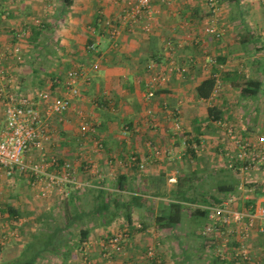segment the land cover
Masks as SVG:
<instances>
[{"label": "crops", "instance_id": "1", "mask_svg": "<svg viewBox=\"0 0 264 264\" xmlns=\"http://www.w3.org/2000/svg\"><path fill=\"white\" fill-rule=\"evenodd\" d=\"M130 1L0 0V91L22 89L37 97L48 89L66 95L54 78H63L75 66L85 70L81 95L72 98L67 111L48 119L51 134L45 153L57 157L60 165L70 164L87 185H67L66 196L59 191L42 196L30 173L9 175L0 167V218L15 220L12 232L15 241L21 239V248L40 226L37 220L30 235L22 233L26 209L35 220L43 214L61 221L68 214L78 216L77 230L62 232L68 238L75 232L72 243L81 227L89 230L86 240L71 245L67 258L48 253L38 264H154L147 253L152 246L165 264H192L183 242L187 204L197 205L192 215L204 218L201 235L207 207L227 195L201 191L197 197L194 191L209 176L206 168L217 167L216 160L227 167L224 150L234 146L221 122L242 136L264 134V0H218L215 6L207 0H153V14L144 21L118 22ZM213 17L224 30L221 37L206 29ZM145 21L151 30L144 29ZM172 60L186 70L168 72L155 95L147 96L145 81L152 73L148 65L155 62L165 71ZM210 77L214 86L220 82L219 91L200 97L197 88ZM247 80L258 82L257 94L241 92ZM4 120L0 103V130ZM83 121L92 126L85 133L80 129ZM31 159H41L40 153L34 151ZM186 190L192 199L179 196ZM175 200L183 203L182 220L160 225L157 217ZM121 230L127 233L122 252L104 256L108 236ZM7 235L0 227V249L12 243ZM201 237L214 261L224 264L214 243ZM173 241L177 252L170 247ZM256 241L264 249L254 231L249 243L257 255L263 252L253 246ZM232 244L239 240L233 237ZM233 252L229 249L227 255Z\"/></svg>", "mask_w": 264, "mask_h": 264}, {"label": "built area", "instance_id": "2", "mask_svg": "<svg viewBox=\"0 0 264 264\" xmlns=\"http://www.w3.org/2000/svg\"><path fill=\"white\" fill-rule=\"evenodd\" d=\"M217 1L207 0L212 6H215ZM153 9V0H132L120 14L118 22L125 24L142 22L153 14ZM216 22L213 17L206 29L221 37L224 30L217 27ZM143 27L147 31L151 30L149 22L145 21ZM167 45L172 47L173 42L168 40ZM94 46V43L89 45L91 49ZM212 60L210 58V61ZM148 68L152 71L145 81V91L149 97H153L158 87L168 80V72L186 70L185 67L175 64L174 60L165 71L158 69L155 62H151ZM84 71L83 66H75L70 68L63 78L58 76L54 78L56 84L65 87L66 95H59L48 89L40 91L37 97L29 95L22 89L5 93L0 91V103L3 105L5 118L4 126L0 130V167L5 168L9 175L15 171L30 173L32 184L38 188L42 196H48L54 191L66 196L69 194L67 185L71 184L76 188L87 185L76 177L70 164L60 165L57 157L48 158L45 153V145L51 134L48 119L54 114L67 111L72 105V98L81 95L80 81ZM219 87L220 82H217L212 95L218 93ZM221 124L225 126V133L234 146L232 149L224 150L227 167L240 179L238 188L244 191L243 197L248 203L243 207L236 206L237 198L234 192H228L221 200L213 201L207 207V221L200 233L214 243L217 256L222 261L226 260L224 264H228L230 260L232 261L230 264H264L262 254H254L249 243L254 231H257L264 241V183H259L257 179V174L264 170V134H259L255 138L242 136L227 123ZM91 127L87 121L80 123V129L84 133ZM180 127L181 121L176 118L175 128ZM126 128L129 129L128 126ZM34 151L40 153L41 159H31ZM156 156L160 157L161 152L156 151ZM132 159L137 160V156H132ZM53 166H57L55 171L50 169ZM12 234L15 235V231ZM126 237L125 230L109 235L107 239L109 250L104 256L111 257L113 252H122ZM233 237L239 240L237 246L232 244ZM229 249L234 250L232 256L227 255ZM147 253L151 260H156L154 264H165L157 257L154 246L149 247Z\"/></svg>", "mask_w": 264, "mask_h": 264}, {"label": "trees", "instance_id": "3", "mask_svg": "<svg viewBox=\"0 0 264 264\" xmlns=\"http://www.w3.org/2000/svg\"><path fill=\"white\" fill-rule=\"evenodd\" d=\"M257 83L258 82L255 80H247L246 84L242 87L241 92L245 95L257 94L259 91V84ZM214 84L215 79L213 77L205 79L197 88L198 95L203 98H209ZM235 187V183L231 182H222L219 184L220 191H223L224 193L234 192ZM186 192L187 190L180 192L179 196L182 200L192 199V197H188L186 195ZM216 201L219 200L216 199ZM98 208L101 209L100 207ZM182 209L183 203L181 201H172L170 203V210L159 215L157 217V221L160 225L174 226L182 220ZM205 211L206 210L203 209L201 210L202 213H205ZM195 214L197 213L195 212ZM78 218L79 217L76 215L68 214L67 217L61 221L53 214L41 215L38 217V222L40 223L39 228L35 233H32L31 239L28 240L21 248L20 254L17 257L4 261L0 264H38L39 259H42L48 253L53 254L54 256L67 258L70 255L71 245L83 242L86 240L89 233L88 229L81 227L79 230L78 241L75 240L73 243L71 240L76 237L75 232H69L70 238L66 237L65 234L62 233L64 228L67 230L75 226ZM80 219L82 222L83 218L81 216Z\"/></svg>", "mask_w": 264, "mask_h": 264}, {"label": "rangeland", "instance_id": "4", "mask_svg": "<svg viewBox=\"0 0 264 264\" xmlns=\"http://www.w3.org/2000/svg\"><path fill=\"white\" fill-rule=\"evenodd\" d=\"M244 122L248 123L249 120L244 119ZM205 161H206V164H208L207 160ZM224 163L225 162L222 159H219V161L216 160L217 167L210 166L206 168V172L209 173V176L206 178L204 183L196 185V188L194 189V191L195 193H197V197H199V192L201 191H204L205 193L209 195H212V194H214L215 196L223 195L224 192L220 191L219 189V184L221 182H231L237 185L236 183L238 179L228 167H225ZM183 170L186 171L185 169ZM257 176H259V178H264V170L258 173ZM258 181H260L259 183L261 182L264 183V179H258ZM234 194L237 198L235 202L236 206L238 207L245 206V201L243 197L244 191L237 188L234 190ZM41 206H43L44 208L43 204ZM197 207L198 206L195 204H187L186 206L187 212H186V216L184 220H185V225L187 226L186 229L188 231H187V237L185 240H183V242L188 244L189 246L188 254L191 257L192 264H217L214 261V258H213L212 252L210 251L209 246H207V244L204 243L205 242L204 238H202L201 235L198 233L200 226L204 222V218L200 215H192L191 212L197 209ZM27 211H29V209L25 210L26 215L23 218L24 222L22 224L21 231L22 233H25V235L27 234L28 236L30 235L32 230L37 227L38 219L35 220V216H31L33 214ZM58 218L60 217L58 216ZM15 226L16 225H15L14 219L7 218V217L0 218V227L5 230V233L9 234L7 236L12 241V243H10L7 246H4L3 249L2 248L0 249V263L10 260L11 258H14L15 253H17L19 249L21 248L20 247L21 246L20 244L22 242L21 239L15 241V235L12 234L13 233L12 231L15 230ZM73 229H74L73 231L77 230L76 225L73 226ZM168 243H170V240L168 241ZM176 246H177V242L175 243V241H173L170 247L177 252L178 249L175 248ZM253 246L255 248H258L259 249L258 251L263 252L261 254H262V257L264 258V249H261V246H262L261 242L256 241L253 244Z\"/></svg>", "mask_w": 264, "mask_h": 264}]
</instances>
